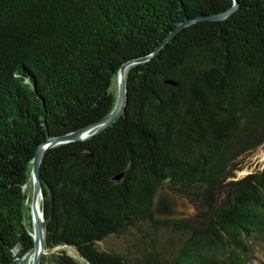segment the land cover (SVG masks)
<instances>
[{
    "label": "trees",
    "instance_id": "16d2710c",
    "mask_svg": "<svg viewBox=\"0 0 264 264\" xmlns=\"http://www.w3.org/2000/svg\"><path fill=\"white\" fill-rule=\"evenodd\" d=\"M237 1L210 19L233 1L0 0V264L34 245L38 145L110 113L119 68L147 55L113 124L46 151L41 264H248L264 249V167L234 178L264 144V0ZM164 185L200 218H156Z\"/></svg>",
    "mask_w": 264,
    "mask_h": 264
},
{
    "label": "water",
    "instance_id": "95a60500",
    "mask_svg": "<svg viewBox=\"0 0 264 264\" xmlns=\"http://www.w3.org/2000/svg\"><path fill=\"white\" fill-rule=\"evenodd\" d=\"M232 6L218 13H213L207 15V18L210 19H221L229 16L233 12H235L239 7V1L232 0ZM187 22H184L172 31L175 32L177 29L181 28ZM166 40V39H165ZM149 58V56H144L142 58H136L129 60L122 64L119 68L118 72V94L116 97V103L113 109L99 119L98 121L89 124L85 127H82L78 130L71 131L68 133H64L58 136H54L46 139L36 148L35 154L32 158V170H31V180L33 182V196L30 205L31 218L33 222V237H34V245L31 249H29L25 255L30 256L31 264H41V259L44 254H47L49 250L45 247L44 237H45V229H44V201L45 194L43 190V184L40 176V168L45 156V153L48 149L73 141L85 140L94 134L98 133L109 125L113 124L123 113L125 109V105L127 104L128 99V90L126 83V71L128 67L138 63L140 61H144ZM87 155L89 153H86ZM155 192V196L153 199V211L155 213V217L158 219H183L189 218L193 215L194 212V204L189 200L186 196H181L175 193L172 189H169L168 186H161ZM30 198V196H29ZM25 257V256H23ZM23 257L20 258L19 264H23ZM87 263V262H86Z\"/></svg>",
    "mask_w": 264,
    "mask_h": 264
},
{
    "label": "rangeland",
    "instance_id": "374dc122",
    "mask_svg": "<svg viewBox=\"0 0 264 264\" xmlns=\"http://www.w3.org/2000/svg\"><path fill=\"white\" fill-rule=\"evenodd\" d=\"M111 90L116 95L118 94V77L117 76L114 77V79L112 80ZM242 164H243L241 165L242 168L236 172V176L234 177L236 179L242 178L249 173L262 169L264 167V144L258 147L256 150H254V152L252 151L248 153L247 155H245L243 158ZM26 190L31 198V200L29 201V207H30L32 196H33V182L31 179H30V183L26 186ZM194 209L195 210L191 217L196 216L200 218L201 211L196 206H194ZM110 244L111 243H105L103 245L104 247H108ZM23 256H22L23 264H31L30 256L25 255V254ZM248 264H264V249L257 246Z\"/></svg>",
    "mask_w": 264,
    "mask_h": 264
}]
</instances>
